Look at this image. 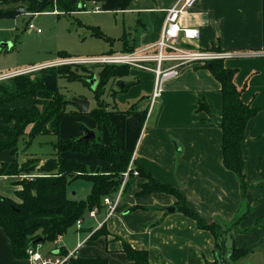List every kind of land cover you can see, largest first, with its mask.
<instances>
[{
  "label": "crops",
  "instance_id": "0c3cea01",
  "mask_svg": "<svg viewBox=\"0 0 264 264\" xmlns=\"http://www.w3.org/2000/svg\"><path fill=\"white\" fill-rule=\"evenodd\" d=\"M43 1L0 0V8L22 6L24 11L18 13L29 16L42 12H53L58 16L101 12L120 17L129 23L122 30L126 44L122 37L119 38L121 47L107 48L101 54L107 55L123 53L125 47L135 51L153 46L160 37L167 10L179 0H70L69 3L68 0H47L52 9L31 11ZM81 3L88 9L97 6L98 10H82ZM69 4L73 6L67 8ZM99 25L106 27L101 22ZM180 25L196 28L200 34L192 41L180 38L179 43L183 46L246 53L221 61L223 69L233 74L242 101L259 109L247 122L241 144L244 173L250 183L245 195L241 196L235 174L222 163V132L218 121H213V117L219 120L221 116L220 84L203 65L182 66L177 76L165 81L161 96L150 113L147 107L153 73L129 66L127 75L111 79L106 106L109 120L121 149L133 157L135 167L140 166L158 181L178 188L186 204L206 222L217 223L222 229L230 227L227 234L232 246L249 249V254L234 263L226 262L229 249L225 246L226 250L219 252L213 232L200 228L194 219L177 210L175 196L164 192L138 195V183L145 181L138 174L129 177L133 179L131 187L123 191L112 216L104 221V206L98 208L95 217H89V211L85 212L79 218L82 219L80 227L74 224L69 228L71 231L68 229L48 247L46 242L38 244V251L40 245L45 246L42 255L57 254L60 247L66 254L74 253L82 258L104 257L108 264H134L123 251L126 242L133 249L145 250L150 264H264V0H197L182 16ZM108 43L111 45L112 41ZM150 51H156L155 47ZM57 60L56 57L34 66ZM25 69L9 70L0 75ZM199 100L207 104L208 113L197 111ZM32 104V98L13 103L27 107ZM90 108L89 102L88 110ZM76 119H67L69 127L64 135V120L61 121L60 138H79L85 129L93 130L95 135L96 130H102L98 140L109 144L110 132L106 125L100 126L91 119L85 128ZM3 138L0 135V140ZM59 157L86 165L100 164L91 148L85 154L64 152ZM14 158L9 150L0 152V162H10ZM44 161L39 159L38 165ZM21 178L22 175H0V195L18 200L15 190L19 185L16 182ZM74 195L75 191L72 192ZM169 206H174L175 211L167 212ZM241 215L244 216L232 225ZM100 223L102 225L98 227ZM0 264H30L28 258L13 255L10 240L1 227Z\"/></svg>",
  "mask_w": 264,
  "mask_h": 264
},
{
  "label": "trees",
  "instance_id": "16d2710c",
  "mask_svg": "<svg viewBox=\"0 0 264 264\" xmlns=\"http://www.w3.org/2000/svg\"><path fill=\"white\" fill-rule=\"evenodd\" d=\"M68 0L67 3H69ZM50 3L44 0L40 5L32 7V12L48 11ZM73 5H67L68 8ZM16 13L11 8H0V18L13 17ZM92 35L111 39L97 28L92 27ZM124 45L126 40L122 36ZM9 50L0 46V52ZM134 48L125 47L124 52ZM58 59L70 58L68 52H56ZM220 84L221 116L217 122L222 132L221 154L222 163L226 169L233 172L239 181L241 196L249 187L244 173V159L241 144L245 137V127L258 108L244 103L240 90L233 82V74L223 69L221 61L214 60L203 65ZM129 66L116 64H62L44 67L36 71L21 73L0 80V104L16 102L32 98L33 104L0 108V152L9 150L16 155V145L21 137L26 136V144L39 134L56 135L54 142V156L38 165L39 159L30 158L19 164L14 158L10 162H0V175H21L36 172L32 178H22L16 182L19 188L15 190L18 200L0 195V227L10 240L13 255L16 258H27V249L44 242H54L71 228L77 219L93 207L102 206V198L112 195L121 182V173L126 169L130 155L123 151L116 136L113 125L109 120L107 102L102 95L109 80L120 78L128 74ZM63 77L66 80H81L91 88L90 81L96 78L92 89L95 98V107L87 113L100 126L106 125L110 132L109 144L98 140V135L88 141L78 138L63 139L59 137L60 124L65 116L66 105L69 102L59 92L57 80ZM209 112L207 104L199 100L197 111ZM82 113L81 109H78ZM11 123V124H10ZM90 148L95 152L99 164L86 165L75 160L64 159L59 154L64 152L87 153ZM108 163L110 166H105ZM140 177L145 181L139 182L138 195L152 192H164L176 197V209L195 220L197 226L208 229L217 239L215 245L219 252L226 250L225 235L230 227L222 229L219 224L206 222L195 210L190 208L180 190L173 185L163 183L152 177L140 166L135 167ZM85 179L91 187L83 199H74L68 195V186L75 179ZM133 179L129 178L125 191L131 187ZM244 215H241L232 225L236 224ZM224 234V235H223ZM58 248L57 253L66 254ZM123 251L134 264H150L145 250L133 249L128 243H123ZM226 262L234 263L249 254V249H240L232 246L228 250ZM220 255L217 254V259ZM219 260V259H218ZM221 262V261H220ZM65 264H108L104 257L82 258L71 256Z\"/></svg>",
  "mask_w": 264,
  "mask_h": 264
},
{
  "label": "rangeland",
  "instance_id": "374dc122",
  "mask_svg": "<svg viewBox=\"0 0 264 264\" xmlns=\"http://www.w3.org/2000/svg\"><path fill=\"white\" fill-rule=\"evenodd\" d=\"M10 8L12 9L13 7ZM47 8L52 9L53 7L48 6ZM30 22L35 27L40 28L41 31L37 33L33 29L28 28ZM99 22L106 27H103V29L99 25ZM128 24V21H123L120 17H114L108 14L106 16L101 12H76L65 16L64 14L58 16L53 14V12H42L34 16L18 13L14 17L0 18V44H10V47H7L9 50L0 52V73L8 72L9 70L25 69L48 60H54L56 59V52L58 50H65L72 56L80 57L95 54L101 55L107 48L116 50L121 47V42L118 39L122 37L123 26H127ZM92 27H97L105 37L110 38V41H112L111 45L106 39L92 35ZM116 35L117 37H115ZM124 78L128 79V77ZM111 82L112 80L108 81L102 95V98L106 102L109 101L108 94ZM57 86L59 92L69 101L66 105L67 113L62 119L64 120L62 134H66L67 127H69L67 119L70 118L76 117V121L86 128L85 124L91 121L92 118L87 112H79V107L73 104L71 99L74 97L86 99L90 102V109H92L95 107V98L92 89L81 80L69 81L63 77L58 78ZM6 107H14L13 102L0 104V108ZM214 119L218 118L213 117V121H215ZM96 134L101 139L102 130H96ZM26 139L27 137L24 136L17 142L15 155L17 161L22 163L30 158L46 160L51 157L52 153L54 154L52 144L57 141L56 135L39 134L29 144L25 143ZM105 166L109 167L110 165L106 163ZM90 185V182L85 179H75L68 186L69 196L78 199L84 198ZM73 191L76 192L74 196H72ZM172 208L174 206H169L166 208V211L170 213L174 212L175 208L174 210ZM50 243L46 242V247ZM43 250H45V246L40 245V253Z\"/></svg>",
  "mask_w": 264,
  "mask_h": 264
},
{
  "label": "built area",
  "instance_id": "2783aa9c",
  "mask_svg": "<svg viewBox=\"0 0 264 264\" xmlns=\"http://www.w3.org/2000/svg\"><path fill=\"white\" fill-rule=\"evenodd\" d=\"M197 0H179L175 5L167 10L165 15L160 37L153 46H147L140 50L89 56V57H70L59 59L47 65L31 66L25 70L15 73L0 75V80L8 78L13 75L26 73L46 66H55L62 64H116L127 65L153 73V88L149 97V104L147 112L150 113L152 107L159 99L162 93L163 83L178 75L182 66L189 64L204 65L207 62L219 60L222 61L227 58L245 56L244 52L230 51V50H205L199 48H191L183 46L179 43L182 38L187 41H192L199 38V30L193 27L181 26V18ZM79 7L86 11H97L98 7L88 9L85 3H81ZM57 13H60L57 11ZM28 28L33 29L37 33L41 31L40 28L35 27L33 23L28 24ZM155 47L156 51L152 52L150 49ZM138 170L135 168L133 157L130 158L126 169L121 173V182L113 196L105 195L102 198V206L106 208L105 220L112 216L119 204L120 198L123 194L125 185L130 176H137ZM22 178H32L38 175L37 173L21 174ZM98 207H93L89 210V217H95ZM82 219H78L75 223L76 227H80ZM102 223L98 225L101 226ZM27 258L30 264H65L74 253L67 254H51L42 255L37 246L29 247L27 249Z\"/></svg>",
  "mask_w": 264,
  "mask_h": 264
},
{
  "label": "water",
  "instance_id": "95a60500",
  "mask_svg": "<svg viewBox=\"0 0 264 264\" xmlns=\"http://www.w3.org/2000/svg\"><path fill=\"white\" fill-rule=\"evenodd\" d=\"M74 0H71V2H73ZM12 11H14L15 13L18 12H23L24 8L22 6H17V7H13ZM1 47H10L9 43H1L0 44ZM91 88H93L96 84V78H93L91 81ZM71 102L73 104H75L76 106L79 107V109H81L82 112H87L88 108H89V101L86 99H82V98H77L74 97L71 99ZM216 122L218 121V119H214ZM96 137L95 132L93 130L90 129H85V133L83 136L79 137L78 140H83V141H88L90 139H94ZM172 210H174V208H172ZM225 246L227 249H229V251L232 248V240L229 234H227L226 236V241H225ZM56 253V252H55Z\"/></svg>",
  "mask_w": 264,
  "mask_h": 264
}]
</instances>
